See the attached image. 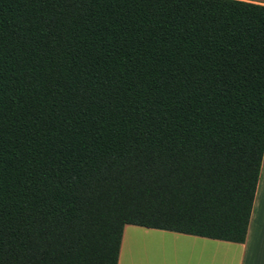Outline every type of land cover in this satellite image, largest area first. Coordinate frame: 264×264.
<instances>
[{
  "label": "trees",
  "instance_id": "obj_1",
  "mask_svg": "<svg viewBox=\"0 0 264 264\" xmlns=\"http://www.w3.org/2000/svg\"><path fill=\"white\" fill-rule=\"evenodd\" d=\"M263 151L264 5L0 0V264L243 243Z\"/></svg>",
  "mask_w": 264,
  "mask_h": 264
},
{
  "label": "crops",
  "instance_id": "obj_2",
  "mask_svg": "<svg viewBox=\"0 0 264 264\" xmlns=\"http://www.w3.org/2000/svg\"><path fill=\"white\" fill-rule=\"evenodd\" d=\"M116 264H264V151L243 243L126 224Z\"/></svg>",
  "mask_w": 264,
  "mask_h": 264
},
{
  "label": "rangeland",
  "instance_id": "obj_3",
  "mask_svg": "<svg viewBox=\"0 0 264 264\" xmlns=\"http://www.w3.org/2000/svg\"><path fill=\"white\" fill-rule=\"evenodd\" d=\"M254 1H262V2H264V0H254Z\"/></svg>",
  "mask_w": 264,
  "mask_h": 264
}]
</instances>
